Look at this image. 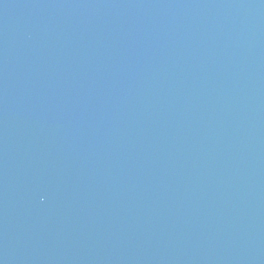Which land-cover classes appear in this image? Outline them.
I'll list each match as a JSON object with an SVG mask.
<instances>
[{"label": "water", "instance_id": "obj_1", "mask_svg": "<svg viewBox=\"0 0 264 264\" xmlns=\"http://www.w3.org/2000/svg\"><path fill=\"white\" fill-rule=\"evenodd\" d=\"M0 264H264V0H0Z\"/></svg>", "mask_w": 264, "mask_h": 264}]
</instances>
